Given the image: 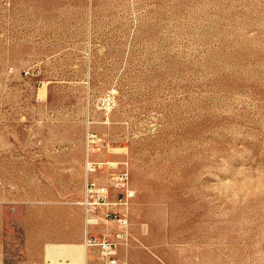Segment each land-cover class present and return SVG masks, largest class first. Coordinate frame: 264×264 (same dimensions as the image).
Listing matches in <instances>:
<instances>
[{"label":"rangeland","instance_id":"rangeland-1","mask_svg":"<svg viewBox=\"0 0 264 264\" xmlns=\"http://www.w3.org/2000/svg\"><path fill=\"white\" fill-rule=\"evenodd\" d=\"M88 156L135 192L91 226L117 264H264V0H0V264H84L48 249L86 242Z\"/></svg>","mask_w":264,"mask_h":264},{"label":"built area","instance_id":"built-area-1","mask_svg":"<svg viewBox=\"0 0 264 264\" xmlns=\"http://www.w3.org/2000/svg\"><path fill=\"white\" fill-rule=\"evenodd\" d=\"M100 163L92 162L89 160V156L85 161L86 179L84 187V195L80 204L84 209V223H85V234H86V245L87 246H99L101 254L105 259L106 264H117L115 259L114 242L108 235H104L98 238L93 235L91 226L99 225L101 217L99 216L100 209L104 206L105 210L103 216L108 219L116 213L117 205H125L135 194V192L129 188L128 180L129 174L124 171L121 174L115 175L111 179V184H101L91 178V173L95 172L97 168H101ZM111 187L115 188L119 192L117 201H108V197L111 192ZM119 211V210H118ZM118 226L124 228L128 225V217L126 213L115 214L114 219ZM123 232H118L120 236Z\"/></svg>","mask_w":264,"mask_h":264},{"label":"crops","instance_id":"crops-1","mask_svg":"<svg viewBox=\"0 0 264 264\" xmlns=\"http://www.w3.org/2000/svg\"><path fill=\"white\" fill-rule=\"evenodd\" d=\"M26 202L21 201L20 205L15 206L13 209L14 211L20 210V219H18V214L14 216V214H11L10 216L8 214H4L3 216V228L5 227V224H8V221L10 219L11 227L13 224L16 223L18 227H20L22 230V235L24 239V243L26 245L22 246L24 247L25 251L28 249V244H29V235H30V221H33L32 216L29 214L30 211H34L33 207L29 205H25ZM71 204V203H70ZM74 205V206H73ZM79 205V206H77ZM73 209L75 212L79 214V223H80V231L78 232L80 235L82 234L83 230V235H84V240L86 239V234H85V223H84V209L83 206L80 204V202L72 203V206L69 205L68 209ZM7 213V212H6ZM40 214H44V206L39 205V203L36 205V215L38 216ZM0 228L2 230V224L0 222ZM15 228V227H14ZM14 228L9 231L10 237H13L15 235L14 233ZM38 228V227H37ZM5 230V228H4ZM92 230V229H91ZM41 233L43 234V230L41 228ZM75 234V232H73ZM41 257H44V246H43V240H41ZM85 242L84 243H72V244H54L53 246L49 247L48 249V256L51 257V259H60L62 260H72L73 262L76 263H82L88 264L89 260V250L86 248ZM86 248V250H85ZM32 251V249H31ZM36 258H38L39 250H36ZM32 258V257H31ZM65 264L64 262H56L55 264ZM17 264H24L23 261H19ZM26 264V263H25ZM52 264V263H50Z\"/></svg>","mask_w":264,"mask_h":264},{"label":"bare ground","instance_id":"bare-ground-1","mask_svg":"<svg viewBox=\"0 0 264 264\" xmlns=\"http://www.w3.org/2000/svg\"><path fill=\"white\" fill-rule=\"evenodd\" d=\"M101 220H102V219H101ZM103 224H104V223H103ZM100 225H101V224H100ZM85 246H86L87 249H89V247L86 245V243H85ZM86 248H85V250H86Z\"/></svg>","mask_w":264,"mask_h":264}]
</instances>
